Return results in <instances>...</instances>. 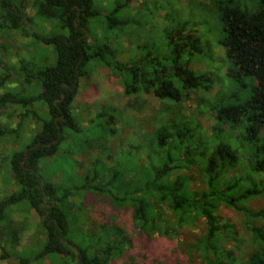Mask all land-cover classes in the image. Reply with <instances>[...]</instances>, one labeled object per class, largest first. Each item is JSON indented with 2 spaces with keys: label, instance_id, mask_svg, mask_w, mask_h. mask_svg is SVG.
<instances>
[{
  "label": "trees",
  "instance_id": "1",
  "mask_svg": "<svg viewBox=\"0 0 264 264\" xmlns=\"http://www.w3.org/2000/svg\"><path fill=\"white\" fill-rule=\"evenodd\" d=\"M133 3L140 7L145 1L115 0L114 8L104 9L96 0H0V32H18L52 46L56 56L51 66L20 58L11 68L0 52V90L23 86L0 93V143L17 133L9 126L11 117L3 122L7 111L19 110L17 129L29 118L38 122L25 148H15L2 163L15 189L0 197V262L114 264L125 258V264H133L134 256L126 253L134 235L143 245L160 235L177 239V254L201 264H264V209L250 206L252 199L264 197V0H176L174 10L159 14L158 44L136 46L132 60L125 61L122 41L135 19L124 12ZM203 8L216 13L224 50L222 57L217 55L223 63L217 73L195 68L193 63L203 62L211 51L197 20L181 19L185 10L198 15ZM36 17L56 22L63 32L33 33ZM100 25L106 28L102 38L92 34ZM92 62L113 72L136 112H144L150 98L159 102L147 120L149 130L140 126L139 135L129 136L130 145L120 151L123 109L109 107L85 121L72 113ZM227 81L235 84L232 102L214 106V89H223ZM28 85H36L38 92L28 93ZM190 99L197 101V113L183 119L177 108ZM36 105L45 112L39 114ZM209 114L210 129L199 123L201 115ZM83 125L92 134L89 140H79ZM80 143L84 147L78 155H91L81 180L59 183L43 175L49 160L61 164L68 157L74 172L84 167L74 159ZM90 198L119 210L130 207L129 231L112 221L79 224ZM224 206L243 216L247 237L241 238L237 226L222 217ZM27 208L38 216L37 224L21 218ZM202 221L203 234L186 244L182 234ZM33 228L37 244L24 245ZM75 232L83 235L84 246L71 238ZM169 258L155 257L151 264H183Z\"/></svg>",
  "mask_w": 264,
  "mask_h": 264
},
{
  "label": "rangeland",
  "instance_id": "2",
  "mask_svg": "<svg viewBox=\"0 0 264 264\" xmlns=\"http://www.w3.org/2000/svg\"><path fill=\"white\" fill-rule=\"evenodd\" d=\"M97 3L100 4L101 8L112 9L115 7V0H96ZM141 3L145 1L144 4H141L138 7L137 4H132V6L126 7L124 15H128L127 17L135 19V24H131L130 30L127 31L125 37L123 38V47L124 51L121 55L122 60L128 61L132 60L131 56L134 54V49L138 45H143L144 43H148L150 45L158 44V40L160 39V33H156V27L159 25L160 29V18L159 14L164 9L165 11H172L177 7L176 0H140ZM182 3L187 2V0H180ZM24 5L27 6L28 13L33 14L32 5H29V2L24 1ZM163 7V8H162ZM173 8V9H172ZM181 19L183 21H191L194 23V20H197V28H199L201 36L204 38V44L207 45L209 51L211 53H206L202 58L203 62L193 63L195 68H198L202 71H211L213 73H217L218 68L222 66V62H220V58L223 56L224 50L220 46L219 43V29L216 28V13L210 15L207 11V8H203V11L200 10L198 15L197 12H190L189 10H185L181 14ZM56 23V22H55ZM52 21H46L43 18L36 17L32 21V30L33 33L37 35L43 36H52L57 34L58 32H63ZM106 28L101 26H96L94 30H92V34L96 35L100 38L105 36ZM211 49V50H210ZM0 52L3 55V60L6 65L13 68L18 61L21 59H25L26 63L33 64L37 66H51L56 63V56L54 52V48L52 46H47L45 44L40 43L39 41L33 39H26L18 32L4 33L0 32ZM213 52V53H212ZM219 57H218V56ZM86 72L89 71L86 78L81 80V88L80 92L76 97V100L73 104L72 113L73 115L80 116V120L84 121L88 118H91L97 111L109 109V107H116L119 109H123V118L122 123L119 125V128L123 130L120 132L118 139L120 142H117L118 149L120 151V146H125L126 148L130 145V141H128L129 136H134L135 134L139 135L142 130H149V123H147L148 118L154 113V110L159 107V102L153 98L148 99V107L145 108V111L142 113L136 112L131 109L128 105L130 103L129 98H127L123 93V88L121 83L118 81L117 77L113 74L111 70L105 67H101L97 62H92L86 67ZM13 71V70H12ZM222 74L218 75L219 79L224 83V78L221 77ZM219 84L220 81H217ZM226 85L221 89V87H217L214 89L213 94L215 96H211V101L213 105H217L222 103L223 105L229 104L232 102L234 92V82L227 81ZM245 84L247 85V92H250V86L252 81L250 77L245 80ZM21 87H15L13 85H6L5 88H1L0 93H4L7 91H16L20 90ZM28 93L34 94L38 92V87L36 85H32L26 87ZM197 101L194 99H190L189 101L182 104V106L177 108L176 113L181 116V118H190L194 117L197 108ZM32 108V107H31ZM35 110L39 114H43L46 110L44 106L36 105ZM19 110L14 112L13 110H9L5 113L3 117V122H7L9 119V126L12 129H15L17 133L13 137H7L4 141L0 143V197L8 196L14 189L15 184L12 182L11 175L7 170L4 169L3 162L5 156L11 155L12 151L15 148L22 149L25 148L27 143L30 141L32 135L35 133V130L38 129V122L35 119L29 118L24 122L20 129L18 125L21 123V120L18 116ZM83 117V118H82ZM129 120H133L134 124H128ZM82 121V120H81ZM125 121L126 124L124 123ZM199 123L209 128L214 124L211 120V114L208 117H203L201 115L199 119ZM86 124V123H84ZM141 126V127H140ZM86 129L82 132L80 139H90L92 134L87 130V125L82 126ZM126 140V141H124ZM83 143L76 145V150L74 149L75 160H79L84 164V167H76L77 170L74 172L72 169V164L70 158H66L65 161L61 164H57L56 160H49L48 164H44L42 168L43 175L46 178L54 179V181L66 183L68 181L73 180H81V177L85 175L87 171V163H89L90 154L87 152H83L82 156L78 155L79 150L82 149ZM79 149V150H78ZM77 151V152H76ZM87 166V167H86ZM264 180V175L260 177ZM11 183L13 184H10ZM70 184V183H69ZM87 212L82 215L80 218L79 224L87 225L89 227H93L97 225L96 223H105L108 221H112L117 223L118 225L130 229V207H124L119 210V208H114L109 203H101L98 202L95 198H90L86 203ZM250 206L255 209H264V197L254 198L250 201ZM27 211L26 213H20L21 218L24 220L30 217L37 224L38 216L32 214V210ZM221 215L223 218L230 220L233 224H235L239 230V235L241 238H245L248 236L247 232L243 229V216L236 212L234 209L230 207L224 206L221 209ZM37 220V221H35ZM204 222L202 221L198 228L185 230L182 234L183 240L185 243H191L194 239L201 236L204 232ZM71 238L76 241L80 246L83 245V235L81 233L75 232ZM38 236L34 235V228L30 233L24 238V245L26 244H37ZM148 245L145 243L143 245L137 236L134 235L133 240V248L130 252L126 253L129 255L130 253L134 256L133 264H151L152 259L159 258L165 255L171 261L173 259L181 260L183 264H201L198 259L188 260L187 256L183 253L177 254L176 249L178 246V241L175 238H168L157 235L150 242L147 241ZM179 252V251H178ZM175 254V255H170ZM127 259L121 258L114 262V264H125ZM42 264H51L50 260L42 261ZM0 264H17L16 260H12L9 262H0Z\"/></svg>",
  "mask_w": 264,
  "mask_h": 264
},
{
  "label": "water",
  "instance_id": "3",
  "mask_svg": "<svg viewBox=\"0 0 264 264\" xmlns=\"http://www.w3.org/2000/svg\"><path fill=\"white\" fill-rule=\"evenodd\" d=\"M46 200H48V199L46 198Z\"/></svg>",
  "mask_w": 264,
  "mask_h": 264
},
{
  "label": "flooded vegetation",
  "instance_id": "4",
  "mask_svg": "<svg viewBox=\"0 0 264 264\" xmlns=\"http://www.w3.org/2000/svg\"><path fill=\"white\" fill-rule=\"evenodd\" d=\"M47 215H48V214H47ZM47 215H46V216H47Z\"/></svg>",
  "mask_w": 264,
  "mask_h": 264
}]
</instances>
